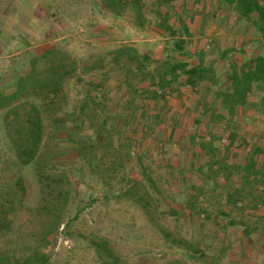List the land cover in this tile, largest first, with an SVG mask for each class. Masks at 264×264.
Masks as SVG:
<instances>
[{"label":"rangeland","instance_id":"1","mask_svg":"<svg viewBox=\"0 0 264 264\" xmlns=\"http://www.w3.org/2000/svg\"><path fill=\"white\" fill-rule=\"evenodd\" d=\"M99 2L0 0V65L12 62L23 73L33 55L57 48L66 70L75 69L56 103L32 96L44 106V135L31 164L18 157V125L8 127L0 112V264H264V175L257 173H264V154H257L264 149L263 92L254 86L251 105L234 118L217 94L230 89L232 64L264 54L263 37L213 0H172V22L185 21L192 36L183 56L168 55L164 49L176 39L149 26L140 30L132 10L126 19L106 16ZM159 8L158 0L143 1L149 23ZM24 39L34 43L35 54ZM122 48L192 66L203 59L213 81L195 91L181 85L183 95L157 102L141 97V90L133 105L124 83L132 64L113 56ZM12 76L3 77L1 88L14 84L6 81ZM100 83L96 95L107 96L106 115L115 119L114 130H106L112 136L94 127L106 115L94 119L92 109L81 111ZM163 109L165 125L156 118ZM211 141L219 151H208L222 160L219 167L200 151ZM253 155L251 179L227 170ZM189 195L198 198L201 215L190 214Z\"/></svg>","mask_w":264,"mask_h":264},{"label":"trees","instance_id":"2","mask_svg":"<svg viewBox=\"0 0 264 264\" xmlns=\"http://www.w3.org/2000/svg\"><path fill=\"white\" fill-rule=\"evenodd\" d=\"M144 0H101L97 3L99 11L106 16H113L117 19H126L128 10H132L137 15L135 26L140 30H145L149 26V31H154L163 38H170L174 41L173 47H165V54L173 52L183 56L185 54V47L187 45L186 37H191L190 26L185 21L173 23L171 10H174L172 6V0H158L159 11L157 12V19L154 23H149L144 11ZM219 4L228 8L234 13L241 22L252 25L257 33H259L264 40V0H218ZM9 7V6H8ZM7 7V9H8ZM12 9H16L12 8ZM167 9V11L163 10ZM170 9V10H169ZM39 26H44L42 23ZM10 27V26H6ZM45 30V27H42ZM3 30L0 27V32ZM3 32V31H2ZM38 34V33H37ZM27 47L33 50L34 43H28L27 40H23ZM22 41V42H23ZM171 43L169 42V46ZM226 53L225 55H227ZM169 55V54H168ZM114 59L120 61L123 56H127L128 60L132 64V68L125 74L124 83L128 87V96L131 98V103L136 105L137 98H147V100H153L157 102L159 99L166 100L169 98V94L183 95L180 88L181 85L195 91L197 87L206 80H212L211 75L214 70L212 67L204 65L203 59L198 65L192 66L187 61H173L170 57L162 59H154L149 51L140 56L136 51L132 49H117L113 52ZM22 57V56H21ZM64 52L54 48L48 51L46 54L39 56L33 55L30 58V70L20 73L16 69V65L12 62L6 63V65H0V82L5 81L6 75L14 74L10 79L6 81H12L14 84L11 87L1 88L0 84V112L5 113L6 125L13 128L14 124L18 125L19 131L17 132V138L13 141L18 154L19 159L24 165L31 164L38 156V153L42 146L44 135V117L42 103L39 101H31L33 94H40L42 99L46 98L50 103H56L61 95L64 94L65 80L70 77L64 66ZM105 63V58L102 60L101 65ZM154 65V69L150 70V66ZM5 70H9L6 71ZM133 75V76H131ZM140 80V84H146L145 87L139 88L135 85L134 81ZM213 81V80H212ZM227 81L229 82L230 89L225 91H218V98L220 99L222 106L227 111L229 118L237 117L239 111L247 109L250 103V96L254 91V86L260 85L263 98L261 105L264 107V55H259L257 58L245 59L242 65L232 64L228 69ZM11 82V83H12ZM103 87V84L92 85L91 90L88 91L87 98L81 106L82 113L92 109L91 116L94 119L101 118L106 115V109L108 108V99L105 94L96 95L98 90ZM143 90V94L141 93ZM140 94V95H139ZM131 104V105H132ZM104 114V115H103ZM167 112L164 109L157 113L156 118L163 125L167 122ZM113 120L108 115L105 116L101 125L94 126L97 128V133H107V136H112L111 130H114ZM110 128V131H106ZM212 147L214 153L217 154L219 149L214 148V142L201 143L200 151L205 153L209 160L210 166H218L221 161L215 160L214 155L208 148ZM210 150V149H209ZM264 154V149H259L257 154ZM258 156V155H257ZM249 160V161H248ZM246 163L241 166L227 167L230 171H245L247 179H251L256 170V155L248 159ZM219 167V166H218ZM217 174L223 173L221 168L216 171ZM259 176H263L264 173L257 171ZM233 174H228V178L231 179ZM255 178V177H254ZM227 179L226 181L229 182ZM20 187L24 188V194L29 197L28 186L19 182ZM189 211L193 216L194 214L201 215L202 212L198 210V198L193 195H189ZM249 235V232H246ZM5 262V261H4ZM9 262V263H7ZM7 264H17L14 261H7ZM29 264V261H25Z\"/></svg>","mask_w":264,"mask_h":264},{"label":"crops","instance_id":"3","mask_svg":"<svg viewBox=\"0 0 264 264\" xmlns=\"http://www.w3.org/2000/svg\"><path fill=\"white\" fill-rule=\"evenodd\" d=\"M214 1V3L215 4H219V1L218 0H213ZM221 6V5H220ZM222 7V6H221ZM222 8H224V7H222ZM262 40H263V38H262ZM259 55H264V54H258V55H255L254 57H252V58H257ZM244 56H246V54L244 55ZM244 61V60H243ZM242 61V62H243ZM242 62H240V64L239 65H242Z\"/></svg>","mask_w":264,"mask_h":264},{"label":"built area","instance_id":"4","mask_svg":"<svg viewBox=\"0 0 264 264\" xmlns=\"http://www.w3.org/2000/svg\"><path fill=\"white\" fill-rule=\"evenodd\" d=\"M225 141V143L227 142V140H224Z\"/></svg>","mask_w":264,"mask_h":264}]
</instances>
